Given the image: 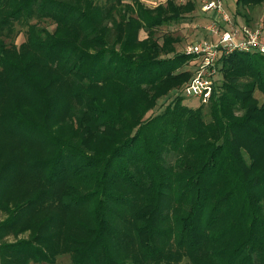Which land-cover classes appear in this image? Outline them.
<instances>
[{"label":"trees","instance_id":"16d2710c","mask_svg":"<svg viewBox=\"0 0 264 264\" xmlns=\"http://www.w3.org/2000/svg\"><path fill=\"white\" fill-rule=\"evenodd\" d=\"M194 9L0 0V264H264V56L221 59L208 121L147 115L191 77L156 30Z\"/></svg>","mask_w":264,"mask_h":264},{"label":"built area","instance_id":"2783aa9c","mask_svg":"<svg viewBox=\"0 0 264 264\" xmlns=\"http://www.w3.org/2000/svg\"><path fill=\"white\" fill-rule=\"evenodd\" d=\"M233 0H151L148 3L178 6L193 4L205 19L203 30L209 36L186 45L183 54L189 61L191 78L182 95L207 102L219 81V64L223 57L238 52L264 56V30L244 23L229 7ZM146 2V1H145ZM235 2V0H234Z\"/></svg>","mask_w":264,"mask_h":264},{"label":"rangeland","instance_id":"374dc122","mask_svg":"<svg viewBox=\"0 0 264 264\" xmlns=\"http://www.w3.org/2000/svg\"><path fill=\"white\" fill-rule=\"evenodd\" d=\"M94 1L98 5H103L109 2L110 0H94ZM121 1L123 3L129 4L133 0H121ZM135 1H137L145 9L148 10H153L160 6H164L159 4L148 3L151 0H135ZM229 7L231 10L236 11L234 0L229 3ZM245 13L249 16V22L246 23L248 26L250 27L260 26L264 30V3L260 6L245 10ZM239 18L245 23L244 19H242L240 16ZM206 22L207 21H205V19L199 14L198 10L195 11L193 10L192 13L185 16V18L181 20L179 23L168 27L158 28L156 30L155 36L159 38V40H161L160 38L164 34L176 36L179 39V42L177 45H175V50L177 53L183 54L186 45L198 40L209 38V36L203 30L204 24H206ZM40 25L46 26L49 31H51L53 28V26L50 25V23L44 22V23H40ZM144 36L145 35L142 31L138 33L139 39L144 38ZM14 38H15L14 39L15 45L21 43L24 40L23 29L16 27ZM189 64L190 62L186 63V65L183 67V71L185 70L190 72ZM187 82H185L182 86L172 90L171 92H169L167 96L160 99L157 102L156 107L151 112H148L147 115L150 114L154 115L159 113L168 103L173 101L176 97L183 96L182 93L187 86ZM255 97L260 102L263 100V97L258 92L255 93ZM183 104L190 108H198L200 106H203L202 108H203V113L205 114V120L207 121L209 120V117L207 115L208 102H203L202 100L194 97L183 96ZM55 264H70L68 256L62 255L60 257H57Z\"/></svg>","mask_w":264,"mask_h":264}]
</instances>
